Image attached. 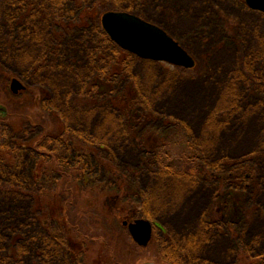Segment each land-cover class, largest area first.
<instances>
[{"label":"rangeland","instance_id":"1","mask_svg":"<svg viewBox=\"0 0 264 264\" xmlns=\"http://www.w3.org/2000/svg\"><path fill=\"white\" fill-rule=\"evenodd\" d=\"M107 12L160 27L195 67L123 50ZM0 106V264L264 255V12L246 0H0ZM218 194L245 214L234 232ZM139 219L153 223L146 247L123 226Z\"/></svg>","mask_w":264,"mask_h":264},{"label":"water","instance_id":"2","mask_svg":"<svg viewBox=\"0 0 264 264\" xmlns=\"http://www.w3.org/2000/svg\"><path fill=\"white\" fill-rule=\"evenodd\" d=\"M247 5L264 12V0H246ZM102 25L110 38L123 50L144 60L165 62L175 67L192 69L195 60L190 54L160 27L126 12H107ZM18 92V81L14 82ZM1 109H3L0 106ZM4 110V109H3ZM124 226L135 242L143 247L149 245L153 236V224L144 219L125 221Z\"/></svg>","mask_w":264,"mask_h":264},{"label":"trees","instance_id":"3","mask_svg":"<svg viewBox=\"0 0 264 264\" xmlns=\"http://www.w3.org/2000/svg\"><path fill=\"white\" fill-rule=\"evenodd\" d=\"M117 49H118V47H117ZM98 84L101 85L100 83H98ZM124 107L128 111L132 110L131 111L132 112L131 117H126V118H128L127 119L128 121H132L133 125L135 126L136 122L132 119V116H133V113L136 114L138 109L135 107V105L131 104V101L126 102ZM137 117H140L139 113H137ZM0 146L2 147L0 149V168H1V167H4L5 163L9 161V158H11L12 155H10L9 149L6 146H2V145H0ZM156 155H157V153H156ZM157 157H159V156L157 155ZM54 159H56V158L54 157ZM193 160L195 161L196 158L192 159L189 162L190 169L188 167L186 172H181L180 173L183 177L188 178V177L196 175L198 173L197 167H195V164H192V162H194ZM216 205H219V203L216 204ZM226 205L230 206L229 203H226ZM236 205L238 206V208L236 209L235 212L234 211L233 212H231V211L230 212L229 211L225 212L224 211V212H220V213L215 212L214 215L217 218H220V220L222 219V221L224 223H226V225H228V226L230 224L240 223L244 219L245 214H244V212H242L240 214V212L238 211V209H240V205L238 203H236ZM227 206H225L224 208H226ZM118 211L121 214V213L125 212L126 210H125V208H122V209H118ZM119 213L117 214L118 217L120 216ZM61 239H63V236H62ZM67 253H69V254L71 253L70 249L67 251Z\"/></svg>","mask_w":264,"mask_h":264},{"label":"flooded vegetation","instance_id":"4","mask_svg":"<svg viewBox=\"0 0 264 264\" xmlns=\"http://www.w3.org/2000/svg\"><path fill=\"white\" fill-rule=\"evenodd\" d=\"M14 81H18V84H19V90L18 91H20V92H22V94H24V93H28L29 94V88H28V86H27V84H25L23 81H19V80H16V79H9V83H10V87L12 88V90L14 91V88H13V84H14ZM24 84H25V86H26V88L24 87ZM24 89H26L27 91L26 92H24L25 90ZM15 92V91H14ZM15 93H17V92H15ZM0 111L3 113V114H5V110H3V109H1L0 108ZM0 112V113H1ZM251 175L252 174H250V175H248L249 176V178H251ZM215 197V196H214ZM216 197H222V196H220V194H218V195H216ZM218 198L216 199L217 201H219V205H216V202H215V205L213 204V205H211L210 207L211 208H217V209H214V212H217V213H220V212H235L236 211V209L238 208V206L236 205V202H234L233 201V197H231V195L228 197V199L227 198H221V200H218ZM226 203H229L230 204V206H227L226 205ZM225 206H227L226 208H224ZM241 206H240V210H241ZM130 222V221H129ZM219 224V223H218ZM217 225V224H216ZM237 224H230L228 227L230 228V231H232V232H234L235 231V229H237L236 226ZM239 225V224H238ZM214 226H215V224H214ZM125 227V226H124ZM127 230H128V228L127 227H125ZM208 230V229H207ZM209 230H211V229H209ZM153 234H154V232H153ZM237 234V233H236ZM152 240H153V236H152ZM152 240H151V242H152ZM150 242V243H151ZM149 243V244H150ZM239 262H241V264H264V255H262V256H260V257H258V258H255V259H252V258H250V259H246L245 260V258H243V259H241V261L239 260Z\"/></svg>","mask_w":264,"mask_h":264},{"label":"bare ground","instance_id":"5","mask_svg":"<svg viewBox=\"0 0 264 264\" xmlns=\"http://www.w3.org/2000/svg\"><path fill=\"white\" fill-rule=\"evenodd\" d=\"M102 18H103V17H102ZM187 89H188V88H187ZM196 91H197V90H195V89H193V90H192V89H189V92L192 93V94H193V93H196Z\"/></svg>","mask_w":264,"mask_h":264}]
</instances>
